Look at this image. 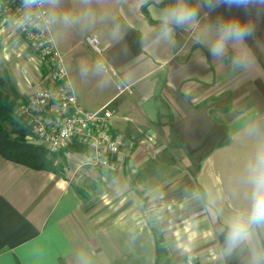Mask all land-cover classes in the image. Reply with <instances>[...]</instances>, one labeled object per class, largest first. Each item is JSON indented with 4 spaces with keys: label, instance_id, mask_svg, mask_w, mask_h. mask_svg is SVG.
Masks as SVG:
<instances>
[{
    "label": "crops",
    "instance_id": "0c3cea01",
    "mask_svg": "<svg viewBox=\"0 0 264 264\" xmlns=\"http://www.w3.org/2000/svg\"><path fill=\"white\" fill-rule=\"evenodd\" d=\"M44 2L65 80L86 110L111 107L123 146L110 172L71 146L43 170L0 155V264H155L160 237L173 264H264V225L230 248L231 222L215 220L197 183L201 164L264 124V0ZM182 11L195 15L176 23ZM229 27L246 34L214 56ZM39 63L0 19L14 106L41 84Z\"/></svg>",
    "mask_w": 264,
    "mask_h": 264
},
{
    "label": "built area",
    "instance_id": "2783aa9c",
    "mask_svg": "<svg viewBox=\"0 0 264 264\" xmlns=\"http://www.w3.org/2000/svg\"><path fill=\"white\" fill-rule=\"evenodd\" d=\"M0 19L24 38L28 49L49 61L48 69L53 68L49 83L17 106V113L29 126L35 142L51 154L67 146L81 147L75 151L83 159V165L109 172L116 170V158L123 142L112 130L114 111L107 104L90 111L78 103L65 80L62 58L53 43L52 22L44 0L32 6H25L24 0H0ZM84 41L93 52H102L94 35H86ZM98 66L114 74L101 60H98Z\"/></svg>",
    "mask_w": 264,
    "mask_h": 264
},
{
    "label": "rangeland",
    "instance_id": "374dc122",
    "mask_svg": "<svg viewBox=\"0 0 264 264\" xmlns=\"http://www.w3.org/2000/svg\"><path fill=\"white\" fill-rule=\"evenodd\" d=\"M21 38L25 41L23 37ZM28 51L39 58L40 62L38 67L41 71V84L35 89L37 90L49 83L53 68L50 66L48 69L49 61L46 58H42L30 48ZM20 59L23 60V57ZM17 60L19 61V56ZM0 66V100L5 95L12 98L14 102L11 75L4 64H0ZM16 106L12 108L10 118L2 123V127L9 137H13L16 134L14 132L18 129L14 125L16 120L20 126H23L22 132L27 136L30 134L29 126L21 121ZM108 108L111 109V107ZM260 126L261 128L255 127L245 134L242 140L233 138L231 142L233 149L229 147L223 152H216L210 161L201 164L200 169H203L204 172L198 176L197 180L201 191L200 195L206 205L213 206L211 215L217 222H231L237 215L247 217L250 214L253 195L252 179L260 167L261 159L264 158V124ZM227 143H230L229 136ZM47 155L52 156L53 154L48 152ZM106 181L108 180L103 181L102 179L97 185ZM81 191H83L82 188ZM167 259L169 264H173L168 253Z\"/></svg>",
    "mask_w": 264,
    "mask_h": 264
},
{
    "label": "clouds",
    "instance_id": "9594fccd",
    "mask_svg": "<svg viewBox=\"0 0 264 264\" xmlns=\"http://www.w3.org/2000/svg\"><path fill=\"white\" fill-rule=\"evenodd\" d=\"M51 2H55V0H51ZM222 2L226 4H243L246 3L247 0H222ZM42 3V0H24L25 6H32L34 4ZM195 14L192 12H180L173 13L172 19L175 20L176 23H183L187 19L191 18ZM246 34V31H242L238 28L229 27L224 30V35L220 41V43L216 44L212 48V54L219 55L224 50V42L230 38L241 39ZM253 195H252V206L250 210V214L245 217L242 215H237L233 218L229 225V231L226 236L227 245L232 248L237 246L242 241L248 239L249 226L253 224H261L264 225V158L261 159L260 167L256 171L253 179Z\"/></svg>",
    "mask_w": 264,
    "mask_h": 264
},
{
    "label": "trees",
    "instance_id": "16d2710c",
    "mask_svg": "<svg viewBox=\"0 0 264 264\" xmlns=\"http://www.w3.org/2000/svg\"><path fill=\"white\" fill-rule=\"evenodd\" d=\"M14 105V102L5 95L0 100V155L11 162L22 164L35 170H43L46 168L48 151L40 144L28 140L26 134L22 132L23 126H20L18 122L14 121V125L18 129L14 132L16 134L13 137H9L2 127V123L10 118ZM75 147L71 146V149ZM155 250V264H169L161 237L155 241Z\"/></svg>",
    "mask_w": 264,
    "mask_h": 264
}]
</instances>
